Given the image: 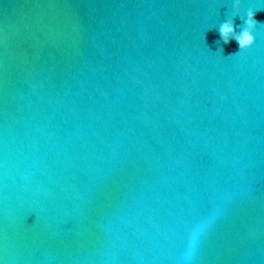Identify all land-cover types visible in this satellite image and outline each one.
Here are the masks:
<instances>
[{"label":"water","instance_id":"95a60500","mask_svg":"<svg viewBox=\"0 0 264 264\" xmlns=\"http://www.w3.org/2000/svg\"><path fill=\"white\" fill-rule=\"evenodd\" d=\"M235 2L0 0V264H264V0Z\"/></svg>","mask_w":264,"mask_h":264},{"label":"clouds","instance_id":"9594fccd","mask_svg":"<svg viewBox=\"0 0 264 264\" xmlns=\"http://www.w3.org/2000/svg\"><path fill=\"white\" fill-rule=\"evenodd\" d=\"M239 8V0L233 4V9L238 10ZM238 15V12L234 11L233 16ZM243 23L240 26V30H236V26L234 25L233 19H228L219 25V35L221 40L225 45H227L230 41L235 40L239 46V51L230 56L237 55L238 53H242L248 49H250L254 45V31L258 24H262L261 22H257L255 19V11L249 9L246 13V18H242Z\"/></svg>","mask_w":264,"mask_h":264}]
</instances>
